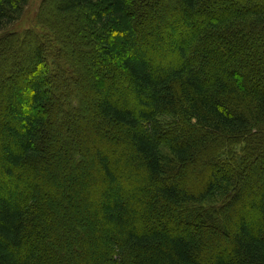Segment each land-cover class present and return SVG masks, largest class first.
<instances>
[{"label": "trees", "instance_id": "1", "mask_svg": "<svg viewBox=\"0 0 264 264\" xmlns=\"http://www.w3.org/2000/svg\"><path fill=\"white\" fill-rule=\"evenodd\" d=\"M143 1L0 0V264H264V0ZM63 60L95 157L74 175L43 147Z\"/></svg>", "mask_w": 264, "mask_h": 264}, {"label": "rangeland", "instance_id": "2", "mask_svg": "<svg viewBox=\"0 0 264 264\" xmlns=\"http://www.w3.org/2000/svg\"><path fill=\"white\" fill-rule=\"evenodd\" d=\"M33 3L31 5V9L27 14L33 16L35 13L36 9L39 6L40 0H32ZM149 0H144L143 5L145 7L149 6ZM230 9V8H228ZM230 11V10H229ZM226 11V12H229ZM146 22V19L144 20ZM28 23H30L29 20H26L25 23L23 24L24 27H27ZM43 44L45 49H47L49 52L51 51H56L55 47V42H54V36L52 33L50 35L43 37ZM59 60H62L59 59ZM89 62L92 60V58H88ZM63 63L65 64V67H58L57 62L48 65V70L45 71L44 77L42 80H47L46 84L48 86V91L53 90V85H50L52 83V76H55V79L59 82V86L57 85V89L54 93V98L57 101H60L63 106L64 110L61 111L59 114L58 112L56 113H50L47 115V118L55 119V128L53 131H50L48 134V138L46 141L43 143L44 149H50L52 148L56 143H60L59 145H56V154L58 158L57 166L60 168V170H63V172H68L71 175H74V169H79L81 171H84L83 163H78L77 161L74 160H79L78 158H82L84 160H95V157L93 156V152H90L89 149H84L81 147V144L84 143L86 140L84 137H81L79 133L75 132V127L69 125V121L74 120L75 122L77 121L78 124L80 122H83L86 120L88 117V113L90 111V107L86 106V104L83 103L82 99H84V94L80 92L79 87L81 86V82L79 79L75 78V74L78 72L80 73L82 70L79 68H74V64L70 62V60H63ZM77 71V72H76ZM78 73V74H79ZM77 76V75H76ZM57 82V83H58ZM109 92H112L114 88L110 89L108 88ZM50 92V91H49ZM53 98V99H54ZM78 104L79 108L75 107V105ZM86 108L89 110H86ZM164 118V123L172 125L171 123L173 122V119L171 117H162ZM106 122L103 120H100L98 122V125L96 127L100 128L101 131L104 132V129H106ZM105 127V128H104ZM97 128V129H98ZM55 148V146H54ZM238 149H240V146H237ZM66 149V158L62 159V156L64 154V150ZM83 149V151H82ZM166 155L168 157H173L171 155V152L166 149ZM74 163L76 164V167L72 169V165ZM72 167V168H71ZM74 172V173H72ZM73 177V176H72ZM77 177V175H76ZM62 178V177H61ZM60 178V179H61ZM64 180V179H63ZM60 187V186H59ZM67 189V187H65ZM70 190L69 188L65 190V193H69ZM68 195V194H67ZM59 196H62L61 194ZM55 197L53 196L52 199H59L60 197ZM219 200L218 197H215L213 199H210L206 201L205 207H209L210 205H213L217 203ZM61 204H63L64 208L66 210H72V213H68L66 216V219L64 221V225L62 226L61 231L66 232L69 241H72V236L76 235L78 232H80L81 228L79 227V215L80 214L78 207L74 206L72 202L68 200V198L65 199L62 198L60 199ZM63 223V222H62ZM73 227L76 229L73 231ZM72 235V236H70ZM69 242L66 245V251L69 250Z\"/></svg>", "mask_w": 264, "mask_h": 264}]
</instances>
